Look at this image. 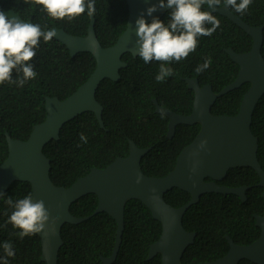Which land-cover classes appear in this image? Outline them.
I'll use <instances>...</instances> for the list:
<instances>
[{"label":"trees","instance_id":"trees-1","mask_svg":"<svg viewBox=\"0 0 264 264\" xmlns=\"http://www.w3.org/2000/svg\"><path fill=\"white\" fill-rule=\"evenodd\" d=\"M222 6V5H221ZM34 0H0V8L12 9L22 19H30L43 30L62 28L73 36H85L90 17L81 14L69 21L54 20L40 10ZM94 31L102 47L112 46L127 25L128 7L125 0H96ZM207 7L205 4L204 8ZM170 11V10H169ZM159 17L166 21L168 12ZM233 14L250 26L264 23V0H253L244 13ZM219 27L212 36L200 37L196 51L183 60L173 61V75L164 82H157V61L145 64L139 56L125 53L122 60L127 67L120 70V79H104L96 91V99L103 107L101 127L92 112H85L65 123L57 141L49 142L43 154L50 160V180L55 186L69 187L91 168H104L116 157L128 154V141L138 147L151 149L141 160L144 175L161 177L173 169L180 151L189 144L200 130L198 122L179 124L172 138H167L168 118L155 112L157 103L178 114L188 115L192 111L193 92L187 88L185 78H197L199 85H211L218 93L237 77L239 66L224 52L231 48L237 53L247 52L253 44L252 38L229 19L213 14ZM261 54L264 58V33ZM212 64L203 72H196L205 57ZM37 77L24 87L0 85V164L7 158L8 146L5 133L13 139L26 140L33 127L44 121L46 97L60 100L75 92L96 67L95 58L88 52L71 57L66 47L52 38L41 42L37 54L32 58ZM15 75V73H14ZM249 83L229 91L216 99L211 108L213 115L233 116L238 113L243 94ZM251 131L258 139L257 157L264 170V95L259 100L253 116ZM87 143L80 141V134ZM209 181V180H208ZM251 167L238 166L229 169L227 176L217 184L227 187L248 186L246 201L234 194L207 193L184 213L182 224L186 231L195 232L193 244L188 245L181 263L193 264L223 257L228 251L229 236L238 245H247L260 235L254 215H263L264 187ZM32 195L30 183L13 181L0 202V242L13 245L16 255L9 264H45L40 260L41 244L37 235L20 239L11 224L5 225L10 214L4 202ZM190 199V194L178 188L164 195L166 203L180 207ZM97 196L87 194L70 206L75 217L89 218L79 224H65L61 229L62 245L58 264H102L115 244L116 223L106 212L92 214L97 206ZM161 223L152 217L150 210L138 199L127 200L124 209V231L120 248L112 264H161L160 254L147 260L150 245L158 239ZM3 250L0 249V255ZM239 264H255L242 259Z\"/></svg>","mask_w":264,"mask_h":264},{"label":"water","instance_id":"water-1","mask_svg":"<svg viewBox=\"0 0 264 264\" xmlns=\"http://www.w3.org/2000/svg\"><path fill=\"white\" fill-rule=\"evenodd\" d=\"M128 7L127 25L116 42L102 47L94 31V17H90L85 36H73L62 28L56 31L54 39L61 42L71 57L81 52L90 53L96 60V67L88 79L67 98L46 97V116L36 124L26 140L13 139L5 133L8 146L7 158L0 164V195H3L13 181L30 183L35 200H44L50 210V217L43 231L35 233L40 239V260L45 264H58L62 245L61 229L65 224H79L89 218L75 217L70 206L87 194L97 196L93 215L106 212L116 223L115 244L108 257L101 258L102 264H112L118 254L124 230V209L127 200L138 199L146 205L152 217L161 223L162 231L148 250L147 260L160 254L161 264H183L181 257L188 245L193 244L196 233L186 231L182 224L184 213L196 204L205 193L234 194L246 201V186L227 187L217 184L227 176V171L238 166L251 167L264 187V170L258 157V139L251 131L254 110L264 95V58L261 54L264 23L250 26L233 14L227 7L204 10L226 17L247 33L253 41L247 52L237 53L224 49L232 61L239 66L237 77L215 93L211 85L200 86L197 78H185L187 88L193 92L192 111L188 115L178 114L160 106L155 99V112L168 118L167 138H172L179 124L198 122L200 130L176 158L175 167L163 177L144 175L141 160L151 149L140 148L128 141V154L116 157L104 168L93 167L69 187L55 186L50 180V160L42 149L60 137L62 126L85 112L94 113L103 127V107L97 101L96 91L104 79L118 81L120 70L127 67L122 60L125 53L137 56L135 21L151 4L158 0H125ZM9 17L22 19L12 9L0 8ZM169 9H158L153 16H159ZM147 20L151 18L146 17ZM33 23L30 19L26 20ZM45 31V30H44ZM47 31V30H46ZM249 83L243 94L238 113L213 115L211 108L216 99L231 90ZM209 179V181H206ZM178 188L190 194V199L180 207H173L164 200L169 190ZM264 199V191L262 193ZM1 202V198H0ZM255 225L260 229L259 237L250 244L238 245L226 236L229 249L218 259L193 264H239L247 259L255 264H264V212L254 215Z\"/></svg>","mask_w":264,"mask_h":264},{"label":"clouds","instance_id":"clouds-1","mask_svg":"<svg viewBox=\"0 0 264 264\" xmlns=\"http://www.w3.org/2000/svg\"><path fill=\"white\" fill-rule=\"evenodd\" d=\"M252 2L253 0H158L141 12L135 21V54L145 64L160 62L155 80L164 82L173 75V68L169 65L195 52L199 38L212 36L219 27V20L212 12L203 10L205 4L213 10L223 5L236 13H244ZM34 3L41 6L40 10L54 20L66 18L71 21L82 13L93 17L97 11L96 0H34ZM165 8L170 10L166 21L153 16L158 9ZM146 17L151 19L147 20ZM55 35L54 29L44 31L38 23H31L15 16L9 17L0 11V85L22 88L34 80L37 72L30 61L37 54L40 43L50 41ZM211 64V57H205L204 62L199 64L195 71L203 72ZM80 141L87 143V137L83 133L80 134ZM4 202L10 209V214L5 212L7 215L5 225L11 224L13 229H18L15 235L20 239L45 229L50 210L44 200H35L29 194L15 200L8 197ZM0 249L3 250L0 264H9V258L16 255L13 245L3 241L0 242Z\"/></svg>","mask_w":264,"mask_h":264},{"label":"flooded vegetation","instance_id":"flooded-vegetation-1","mask_svg":"<svg viewBox=\"0 0 264 264\" xmlns=\"http://www.w3.org/2000/svg\"><path fill=\"white\" fill-rule=\"evenodd\" d=\"M228 171H229V170H228ZM228 171H227V172H228ZM246 187H247V188H246V190H247V189H248V186H246ZM246 190H245V195H246ZM246 198H247V197H246ZM255 215H257V214H255ZM233 242H234V241H233ZM228 246H229V245H228ZM228 249H229V248H228Z\"/></svg>","mask_w":264,"mask_h":264}]
</instances>
